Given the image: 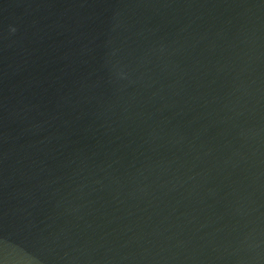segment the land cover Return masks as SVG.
Segmentation results:
<instances>
[{
	"label": "water",
	"instance_id": "water-1",
	"mask_svg": "<svg viewBox=\"0 0 264 264\" xmlns=\"http://www.w3.org/2000/svg\"><path fill=\"white\" fill-rule=\"evenodd\" d=\"M0 264H264V0H0Z\"/></svg>",
	"mask_w": 264,
	"mask_h": 264
}]
</instances>
